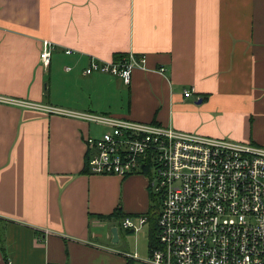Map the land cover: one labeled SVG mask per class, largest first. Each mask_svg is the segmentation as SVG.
Wrapping results in <instances>:
<instances>
[{"label": "crops", "instance_id": "1", "mask_svg": "<svg viewBox=\"0 0 264 264\" xmlns=\"http://www.w3.org/2000/svg\"><path fill=\"white\" fill-rule=\"evenodd\" d=\"M116 56L128 85L82 75ZM0 96L264 147V0H0ZM104 131L0 104V264H144L149 178L86 171Z\"/></svg>", "mask_w": 264, "mask_h": 264}, {"label": "built area", "instance_id": "2", "mask_svg": "<svg viewBox=\"0 0 264 264\" xmlns=\"http://www.w3.org/2000/svg\"><path fill=\"white\" fill-rule=\"evenodd\" d=\"M53 51L51 43H41L38 59L44 68ZM143 64V57L90 59L81 73L110 75L128 85L132 70ZM188 95L184 91L183 97ZM0 104L101 126L105 131L98 138L85 139L92 151L86 171L148 176L160 205L156 243L142 263L264 264V147L2 96ZM145 223L144 216L126 217L122 227L138 232Z\"/></svg>", "mask_w": 264, "mask_h": 264}, {"label": "trees", "instance_id": "3", "mask_svg": "<svg viewBox=\"0 0 264 264\" xmlns=\"http://www.w3.org/2000/svg\"><path fill=\"white\" fill-rule=\"evenodd\" d=\"M121 59V56H116L114 61H117ZM86 169V167H85ZM149 208L147 212L145 213L146 218V224L148 225V247H152L156 243V220L158 217V209L160 205L159 198L153 195L151 192H149ZM115 215L116 214L115 212ZM1 250H3V247H0ZM4 254V250L2 251ZM125 264H134L132 260L127 259Z\"/></svg>", "mask_w": 264, "mask_h": 264}, {"label": "water", "instance_id": "4", "mask_svg": "<svg viewBox=\"0 0 264 264\" xmlns=\"http://www.w3.org/2000/svg\"><path fill=\"white\" fill-rule=\"evenodd\" d=\"M109 233H110V236H111V241H110V243H112V244L117 243V240H118V239H117L116 228L112 227V228L110 229Z\"/></svg>", "mask_w": 264, "mask_h": 264}, {"label": "rangeland", "instance_id": "5", "mask_svg": "<svg viewBox=\"0 0 264 264\" xmlns=\"http://www.w3.org/2000/svg\"><path fill=\"white\" fill-rule=\"evenodd\" d=\"M148 229H149V227H148V225H146L145 227H144V230L145 231H148ZM146 258H147V254L146 253H144V255H143V257H140L139 258V260L142 262H144L145 260H146Z\"/></svg>", "mask_w": 264, "mask_h": 264}]
</instances>
